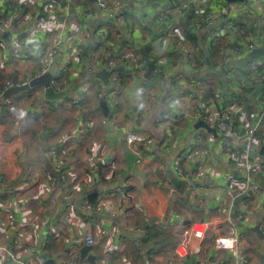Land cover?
Instances as JSON below:
<instances>
[{
    "label": "crops",
    "instance_id": "0c3cea01",
    "mask_svg": "<svg viewBox=\"0 0 264 264\" xmlns=\"http://www.w3.org/2000/svg\"><path fill=\"white\" fill-rule=\"evenodd\" d=\"M19 1L4 0L9 6L11 26L0 25V174L7 180L5 185L0 184V243L15 250L14 239L23 222L25 242L38 252L31 264H44L46 259L55 264H69L72 259L94 264L81 258L84 245L91 247L88 254L95 256V264H179L174 252L181 232L176 216L199 222L232 217L231 190L243 186L234 155L222 148L221 135L214 122L208 120V110H229L236 125L256 127L264 133V120L259 123L264 96L258 99L264 90L254 97L241 88L239 79L229 76L236 63L232 46L254 39L257 48H264V16L252 8L227 20L219 17L208 22L200 32L192 26L196 20L192 10L186 12L180 27L190 48L201 46L196 55L198 66H192L177 39L171 38L167 45L169 76L147 78L148 69L140 62L144 56L155 57L156 44L167 36L169 28L159 22L157 10L174 0H129L120 11L125 23L117 14L104 16L98 3L88 1L83 5L74 0L75 16L66 21L83 29L88 38L79 59L73 56L63 69L67 52L61 48L51 67L56 69L55 89L68 91V96L41 103L43 87L10 99L4 97L7 81L25 84L38 76L39 49L48 38L47 33L32 28L38 17L46 15L38 6L28 24L17 26L13 5ZM225 3L219 0L206 8L218 11ZM88 8L95 13L92 18L86 16ZM58 13L63 16L65 9ZM225 22L230 23L229 28ZM212 34H216L213 42ZM203 39L208 50L213 48V56L209 51L212 66L206 63ZM90 51L100 56L108 52L120 66L124 81L119 93H111L101 78L88 74ZM226 67L229 69L224 74ZM144 80L150 81L146 115L138 112ZM85 88V100L79 106L72 105ZM6 100L8 104H4ZM102 100L108 102L109 118L100 108ZM199 107L201 119L215 133L196 128L198 122L187 119ZM162 113L169 114L171 120L158 125L154 116ZM131 131L141 135L143 146L127 144L126 134ZM261 144L263 150L264 138ZM167 146L170 151H166ZM179 156L183 157L185 179L175 170ZM59 164L73 187H67L59 178ZM253 176L264 192V171ZM192 184L204 188L203 196L188 190ZM91 196H95L94 203L86 209L85 201ZM16 202L21 205L20 211L11 208ZM241 204L249 208L257 204V213L251 221L238 224V231L252 263L262 264L264 196L253 194ZM28 217L33 224L25 226ZM152 228L166 234L144 244ZM87 236L94 238L92 245L87 244ZM168 236L172 238L170 244L166 242ZM211 237L203 243L201 254L188 257L183 264L212 259L219 264H234L232 253L217 251ZM0 264L14 263L0 254Z\"/></svg>",
    "mask_w": 264,
    "mask_h": 264
},
{
    "label": "built area",
    "instance_id": "2783aa9c",
    "mask_svg": "<svg viewBox=\"0 0 264 264\" xmlns=\"http://www.w3.org/2000/svg\"><path fill=\"white\" fill-rule=\"evenodd\" d=\"M74 0H20L13 8L14 13L18 16L17 26L23 28L28 24L30 19L36 15L37 6L45 11V16L38 17L33 24V31H42L48 34V38L43 41L39 49V59L41 61L40 70L38 76L46 74L52 67L56 55L59 49L64 48L67 52V62L64 63L63 69H65L71 62L73 56H77V59L81 56L85 41L88 38L87 33L83 29L77 28L75 25L66 21L67 18H74ZM83 5L90 0H79ZM129 0H98V9L104 14V16H112L117 14L120 20L125 23V17L120 13L122 8L128 4ZM219 0H179V4L174 2L168 4H162L157 10L159 22L168 24L167 36L161 39L156 44V55L154 58L144 56L140 62L142 68L148 69L154 64V69L151 73L153 78L169 76L166 71L169 66V57L167 52V45L171 43V38L177 39V45L185 53L187 60L193 67L198 66L196 61V55L201 50V46L190 48L188 44V38L183 33L180 27L181 21L184 19L186 12L191 8L193 16H195V22L193 27L197 31H204L206 23L212 22L219 17H223L226 20L231 18L233 14L247 12L252 8H255L260 13V16H264V0H245L244 2H226L224 6L218 11L208 10L206 8L208 3H217ZM65 9V14L61 16L59 10ZM9 6L0 0V25L3 27H10L11 21L9 20ZM92 8H88L86 12L87 18L94 16ZM225 26L229 28L230 23L225 22ZM103 33L101 37H103ZM216 34H212L210 40L213 41ZM257 48L254 43V39L251 42L244 44H237L232 46V53L234 60L244 58ZM108 60L110 64L108 63ZM87 71L92 77L96 76L98 72L103 69L109 71L110 85L109 89L111 93H119L123 87V76L120 66L109 57L108 52H105L103 56H100L95 51L88 52L87 55ZM231 72L235 76L236 80H240V86L245 91L254 92L258 86L264 84V58H255L250 60L247 65L242 68L235 63V66L231 68ZM23 83H11L7 81L3 86V91H7L10 88L21 85ZM54 85V83H53ZM55 87V86H54ZM150 81L144 80L142 87L139 90L140 101L142 102L138 112L146 115L145 110L148 93H149ZM176 87H174V91ZM87 88L80 92L72 101V105L79 106L87 97ZM8 100L4 104H8ZM262 112L259 119V123L264 120V100L261 102ZM148 109V108H147ZM208 120L214 122V126L221 135V146L224 149L232 151L234 155V162L236 168L242 173L243 186L231 190V198L235 200L238 196L247 193L249 190L254 192L257 197L264 196L263 187L254 179V173H260L264 171V153H261V138H264V133H259L256 127L244 125L238 126L234 123L233 113L226 110L223 113L215 112V109L208 110ZM187 119H194L199 121L202 117L201 108H196L193 113H189ZM171 120V116L166 113L160 114L156 123L163 124ZM91 126L90 123L86 124ZM141 135L138 132H128L126 134V142L130 146L138 147L143 146ZM171 147L167 146L166 151H170ZM175 170L180 178H186V172L183 167V157L179 156L174 162ZM57 170L60 173L61 179L67 187H73L70 180L67 178L66 173L62 170V165H57ZM7 182L3 174H0V184L5 185ZM188 190L201 197L204 194V188L192 184L188 186ZM172 193H175V189H171ZM85 208L91 209L92 205L89 201H85ZM14 210H21L19 202L14 203L11 206ZM257 213V204L252 208L246 205L240 204L237 208L234 216H228L225 219H217L211 221H194L191 218H184L181 215H177L179 220L181 232L178 242L175 245L174 252L178 259L179 264H183L190 256L199 255L202 253L203 243L213 236V246L217 251L227 250L232 253L234 258V264H253L245 248L241 244V236L238 231V224L247 223L251 221L254 215ZM33 219L28 217L25 220L24 225L33 224ZM264 222V221H263ZM264 228V223H263ZM23 222L18 229V232L14 239L13 248L8 247V244L0 243V254L7 256L14 264H31V260L38 257V252L33 245H28L25 242V234L23 232ZM220 229L225 230L224 234H220ZM53 231L56 232L57 228L54 227ZM94 238L87 236V244H93ZM27 257V259H25ZM30 260V261H29ZM218 260L212 259L209 262H200V264H218ZM69 264H80L77 259H72Z\"/></svg>",
    "mask_w": 264,
    "mask_h": 264
},
{
    "label": "water",
    "instance_id": "95a60500",
    "mask_svg": "<svg viewBox=\"0 0 264 264\" xmlns=\"http://www.w3.org/2000/svg\"><path fill=\"white\" fill-rule=\"evenodd\" d=\"M90 1H91V3H97L98 0H90ZM225 1L228 3H233V2H244L245 0H225ZM7 34H9V33H6V35ZM202 43H203V52L205 54L206 63L209 66H212L209 50L206 47V40L203 39ZM263 56H264V48H256L254 51H252L251 53L246 55L244 58L238 60L236 63H237V65H239L241 67H245L250 60L255 59V58H260ZM153 69H154V64H152L148 68L147 78H149L151 76ZM228 69H229V67H226L225 70L223 71V73L224 74L227 73ZM55 75H56V69L51 68L46 74L36 76L35 78H33L32 80H30L29 82H27L25 84L17 85V86L10 88L9 90H7L4 93V97H5V99H10L12 96L19 94L20 92L28 91L30 89H34L37 87H43V95L40 98L41 103H43V102H55V101L64 99L68 96L69 92L68 91H58L55 89V87L53 85V78L55 77ZM96 76L101 78L104 81V83L107 87V90H108L109 85H110L109 71L106 69H103L101 72H98L96 74ZM263 90H264V84L257 87V89L253 92V96L257 97L259 95V93H261ZM100 108L102 109L104 116L109 118L110 108L108 106L107 100H102L100 102ZM157 117L158 116H154V122H155ZM149 124H150V126H148V128H150V130H151L152 126H153V122L152 123L150 122ZM199 127L207 128L208 130L215 133V129L213 127L209 126L204 119H200L198 121V123L196 124V128H199ZM261 153L262 154L264 153V149L261 151ZM253 194H254V192L252 190H249L247 193L238 196L233 202V206H234L233 213L235 214L236 209L239 207V205L243 201H245L249 196H252ZM81 199H83V197H81ZM262 238L264 239V235ZM10 239L13 240V236H11ZM11 245H12V243H11ZM90 249H91L90 246L84 245L80 250L81 258L82 259L87 258L88 261H91L92 263L95 264V262L93 261L95 259V256L88 254ZM44 264H55V262L53 260H49V259L47 260L46 259ZM262 264H264V256L262 258Z\"/></svg>",
    "mask_w": 264,
    "mask_h": 264
},
{
    "label": "trees",
    "instance_id": "16d2710c",
    "mask_svg": "<svg viewBox=\"0 0 264 264\" xmlns=\"http://www.w3.org/2000/svg\"><path fill=\"white\" fill-rule=\"evenodd\" d=\"M90 2V1H89ZM174 4H176V5H178L179 4V0H174ZM191 10V8L190 9H188V11L187 12H189ZM192 15H193V11H192ZM184 24H186V25H188L189 23L188 22H184ZM103 24H101L99 27H101ZM193 26V25H192ZM193 28V27H192ZM193 36H194V34H193ZM212 47L211 48H209V51L211 52V55L213 56V51H212ZM205 63V62H204ZM206 64V63H205ZM96 78V76L94 77V79ZM54 80V82L56 83V81H57V79H53ZM248 94H253V92H250V91H248ZM216 99H217V97H216ZM95 200V196H91V197H89V203H91V204H93L94 201ZM163 234H166V232H164V231H160V232H157V230H156V228H152V229H150L149 230V232H148V237H147V239H145L144 240V244H150L151 242H154V241H156L160 236H162ZM171 241H172V238H170V236H168V238L166 239V242H169V244L171 243ZM157 250H160V249H158L157 248Z\"/></svg>",
    "mask_w": 264,
    "mask_h": 264
},
{
    "label": "rangeland",
    "instance_id": "374dc122",
    "mask_svg": "<svg viewBox=\"0 0 264 264\" xmlns=\"http://www.w3.org/2000/svg\"><path fill=\"white\" fill-rule=\"evenodd\" d=\"M215 39H216V37H215ZM215 39H214V40H215ZM214 40H213V41H214ZM213 41H212V42H213ZM232 75H233V73L230 72V73H229V76H232ZM263 96H264V95H262V93H261V96H259L258 99L260 100ZM59 175H60V174H59ZM59 178L61 179V176H59ZM59 178H57V180H58V182L61 183L62 179H61V181H60ZM62 182H63V181H62ZM63 184H64V183H63ZM11 187H13V185H12ZM211 238L213 239V236H212ZM178 239H179V238H178ZM218 264H219V262H218Z\"/></svg>",
    "mask_w": 264,
    "mask_h": 264
}]
</instances>
